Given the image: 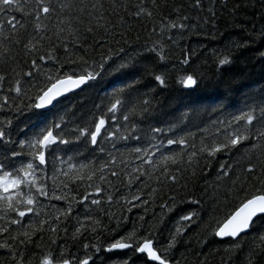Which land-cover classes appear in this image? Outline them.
<instances>
[{
	"label": "trees",
	"instance_id": "trees-1",
	"mask_svg": "<svg viewBox=\"0 0 264 264\" xmlns=\"http://www.w3.org/2000/svg\"><path fill=\"white\" fill-rule=\"evenodd\" d=\"M56 2L73 9L79 5L82 11L62 14L60 19L67 16L70 22L59 27L55 20L45 21L48 29L38 36L34 17L25 15L28 0H21L24 12L0 13V21L15 16L26 23L17 34L5 22L0 33V128L14 142L0 141V154L22 153L6 162L5 171L28 162L36 165L35 183L22 191L27 195L31 190L37 200L35 211L24 217L0 206V229H8L0 231V264H41L49 252L73 264L88 258L89 264H121L129 257L131 264H155L131 250L107 251L132 232L137 239H154L172 264H264L260 221L238 239L215 234L246 198L264 193V137L257 138L264 131L259 119L264 107V0ZM172 23L185 27L172 28ZM33 36V43L45 39L36 49L25 47ZM46 53L55 59H39ZM225 58L231 63L220 64ZM29 71L32 77L26 75ZM73 71L100 74L51 109L31 107L49 85L48 76ZM160 75L163 85L156 80ZM187 75L197 85L182 83ZM116 99L121 105L110 112ZM252 109L258 118L252 125L235 119ZM101 117L106 124L93 144L91 133ZM48 128L69 142L47 149L42 166L33 160L34 149L21 142ZM84 129L87 134L81 133ZM233 133L250 140L215 155L204 151ZM181 139L185 143H168ZM40 185L47 196L37 193ZM16 219L21 223H13ZM25 231L35 234L31 243L21 244Z\"/></svg>",
	"mask_w": 264,
	"mask_h": 264
},
{
	"label": "snow or ice",
	"instance_id": "snow-or-ice-1",
	"mask_svg": "<svg viewBox=\"0 0 264 264\" xmlns=\"http://www.w3.org/2000/svg\"><path fill=\"white\" fill-rule=\"evenodd\" d=\"M197 4H199L200 0H196ZM27 6L30 8V11L26 12V16L34 17V31L38 36L40 31H45L48 29V23L45 21L55 20L58 22L54 27H59V25L64 24L66 21L70 22V17H65V19H60V16L65 12L70 11H82V9L77 5L75 9H73L72 4L67 2H56L54 0H28ZM9 9H13L15 11L24 12V6L21 4V0H0V13H4ZM145 11L144 9L140 10ZM136 15H140V12H137ZM147 15H151V13H147ZM184 19H187L186 17ZM8 23L11 25L12 31L19 33L20 28H26V23L17 20L15 16H12L9 19L5 16L4 21H0V33L4 31V24ZM19 25V28H17ZM172 28L180 27L184 28V24L177 25L176 23L171 24ZM63 31L62 28L59 29ZM36 37L33 36L32 39L28 40L25 47L36 49L37 43L45 39L44 36H40V40L36 43H33ZM54 51V49H53ZM55 59L54 55H48L39 57V59ZM163 53H161V59H163ZM82 59V58H81ZM71 63H76L75 60L70 61ZM185 63L188 61L185 60ZM230 61L225 58L220 60V64H227ZM33 66L38 67V63L36 59L31 61ZM63 64H60V68H63ZM123 67V65H121ZM101 70H103V65H100ZM100 73H92L85 72L84 74H76L74 71L71 73H63L57 74L55 78L48 76L47 79L50 81L49 85L46 88L41 89L40 94L37 96L38 103H35L31 107L36 109H43L48 105H51L54 100L58 97L63 96L65 93H69L76 88H79L81 85L86 84L88 81L93 80ZM28 77L33 76V72L29 71L26 73ZM4 78L0 76V81ZM156 80L160 82V84L165 83V78L163 75L156 76ZM182 83H184L188 87H192L197 85V79L193 75H187L182 79ZM15 91L20 92V81H16ZM4 100L7 101L8 97L5 96ZM147 103V101H145ZM121 105V101L116 99L115 102L109 108V111H116L118 107ZM2 107V105H0ZM261 116L259 119L264 120V107L260 108ZM39 115V114H38ZM125 120L128 119V116L124 117ZM237 121L243 119L246 120L249 125H252L255 120H257V116L255 115V109L250 110L247 113L242 114L239 117L235 118ZM8 124H11V121H7ZM106 124V120L101 117L95 125V131L91 133V142L95 144L97 142V137L101 133V129L104 128ZM59 127V125H56ZM155 131H161L160 129H156ZM82 134H87V130H81ZM111 135L115 136L116 133L113 132ZM264 137V131H261L258 135V139ZM126 138V137H124ZM79 139V137H77ZM138 139V138H137ZM250 140V136L241 135L239 133H233L230 137L227 138L226 142L216 144L209 148H205L204 151H207L209 155H215L217 152L222 150H227L230 148H235L236 146L241 144V141ZM0 141H2L5 145L14 143L11 140V137L8 133L5 132L3 128H0ZM62 144H67L69 141L63 139L62 137L53 135V131L51 128L47 130H41V134L34 138L31 141H23L21 144H27L28 147L34 149L32 156L33 160L39 161L40 164L46 163L45 150L52 148V146L56 145L57 142ZM169 144L172 143H185L183 139L179 141L169 140ZM256 147V145H253ZM159 150V149H157ZM137 152L141 151V149H136ZM22 153L16 152L15 150L10 151V155L0 154V206L10 209L11 211L17 212L19 217H24L27 213H31L35 211L34 206L37 203L36 194H34L31 190H29L28 194L25 195L22 191L24 185H28L29 189H31V185L35 183L34 169L36 165L33 162H28L27 164L21 165L18 168H14L13 171H5L6 162L11 161L12 158L21 156ZM172 159V158H170ZM74 167V166H73ZM255 166L248 168V171L251 173L254 171ZM15 173V174H14ZM67 175V174H65ZM115 175V173H114ZM91 179V177H88ZM76 179H84L83 176L78 175ZM173 180L176 179L175 176L172 177ZM100 189L98 188L97 191ZM37 193L40 196H47L48 192L45 190L43 185L37 187ZM87 199V197H84ZM14 201H18V204L25 205L24 209L21 210L17 203ZM92 203L98 204L99 201L93 200ZM71 209H68L70 212ZM67 215V213H65ZM185 220L191 219L190 216L183 217ZM257 221H260L261 224H264V193L258 195H252L250 198H246L238 208H236L230 215H228L223 221L222 225L216 230V235L221 237H239L242 233H246L248 230L258 227ZM15 224H20V219H16L13 221ZM43 223H47V221H43ZM0 231L7 232V228L0 229ZM53 231H55L53 229ZM34 232L25 231L23 236L25 239H21L20 243H31V237L34 235ZM261 240H264V234L260 236ZM131 241V242H129ZM156 241L149 237H140L137 239L136 233H129L128 236H122L120 239L111 243L108 246L107 251L111 252L113 250H123L128 249L134 255L137 254H145L147 258H150L152 261H159V264H170V261L165 259L159 252L158 248L155 246ZM7 248L10 247L9 244L5 243L2 245ZM169 246H172L171 244ZM87 247V245H85ZM96 251H100L99 247L96 248ZM89 259H84L79 262V264H89ZM22 264V262H21ZM41 264H73V261L70 259H59L57 260L53 253L49 252L47 255L42 257ZM121 264H131V257L128 260L121 261Z\"/></svg>",
	"mask_w": 264,
	"mask_h": 264
},
{
	"label": "water",
	"instance_id": "water-1",
	"mask_svg": "<svg viewBox=\"0 0 264 264\" xmlns=\"http://www.w3.org/2000/svg\"><path fill=\"white\" fill-rule=\"evenodd\" d=\"M88 82H89V81H88ZM88 82H87L86 84H84V85H81L79 88L74 89L73 91H71V92H69V93H65L63 96L58 97L56 100L53 101V103H52L51 105H48V106H46L45 108H43V109H41V110H48V109H51V108L54 107L55 104H56L59 100H61L62 98L66 97V96H68V95H71V94H73V93H76V92H78V91H80V90H82V89L88 84ZM52 131H53V130H52ZM53 135H54V132H53ZM58 142H59V141H58ZM58 142H57V144H58ZM46 151H47V149L45 150V156H46ZM38 162H39V161H38ZM39 164H40V163H39ZM40 165L45 166L46 163H44V164H40ZM249 231H250V230H248L246 233H248ZM246 233H242L241 236L244 235V234H246ZM217 237H218L219 239L224 240V239H229V238H231V239H238L240 236H239V237H221V236H218V235H217ZM123 250H128V249H123ZM148 259H149V261L152 262V263L159 264V261H152V260H150V258H148ZM170 264H172V263L170 262Z\"/></svg>",
	"mask_w": 264,
	"mask_h": 264
},
{
	"label": "bare ground",
	"instance_id": "bare-ground-1",
	"mask_svg": "<svg viewBox=\"0 0 264 264\" xmlns=\"http://www.w3.org/2000/svg\"><path fill=\"white\" fill-rule=\"evenodd\" d=\"M190 1H191V0H190ZM237 3H238V2H237ZM221 4H222V3H221ZM234 5H235V4H234ZM256 9H257V8H256ZM251 10H252V9H251ZM251 10H250V11H251ZM261 10H263V9H261ZM252 11H253V10H252ZM257 12H258V10H257ZM259 13H260V12H259ZM263 14H264V13H263ZM261 15H262V14H261ZM261 15L258 14L259 17H260ZM197 17H198V16H197ZM217 17H218V16H217ZM262 17H263V16H262ZM262 17H261V18H262ZM182 20H183V19H182ZM182 20H181V21H182ZM212 20H213V19H212ZM236 20H237V19H236ZM260 21H261V20H260ZM244 22H245V21H244ZM256 22H257V21H256ZM201 24H202V23H201ZM215 24H216V23H215ZM254 24H255V23H254ZM203 27H205V26H203ZM204 29H205V28H204ZM191 32H192V31H191ZM262 32H263V31H262ZM191 36H192V35H191ZM246 40H247V39H246ZM131 45H132V44H131ZM230 47H231V46H230ZM235 47H237V46H235ZM231 49H232V48H231ZM230 51H231V50H230ZM232 51H233V49H232ZM130 52H131V51H130ZM250 57H251V56H250ZM219 59H220V58H219ZM230 63H231V62H230ZM216 64H217V63H216ZM204 65H205V64H204ZM225 67H226V66H225ZM217 68H218V67H217ZM3 96H4V95H3ZM37 103H38V101H37ZM224 175H225V174H224ZM131 182H132V181H131ZM135 186H136V185H135ZM215 228H216V227H215Z\"/></svg>",
	"mask_w": 264,
	"mask_h": 264
}]
</instances>
